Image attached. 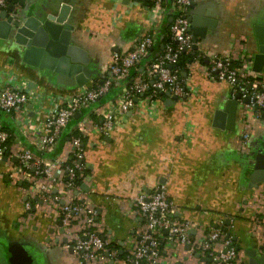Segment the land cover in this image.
Masks as SVG:
<instances>
[{
	"label": "crops",
	"instance_id": "0c3cea01",
	"mask_svg": "<svg viewBox=\"0 0 264 264\" xmlns=\"http://www.w3.org/2000/svg\"><path fill=\"white\" fill-rule=\"evenodd\" d=\"M192 3L195 6L189 13L201 11L203 16L216 19V25L199 41L196 53L202 55V63L194 60L183 72L191 94L172 101L165 94L152 110L138 104L137 110L120 116L114 99L126 81L118 80L105 97L71 119L58 142L44 151L36 138L43 132L46 113L81 87L62 79L54 70L24 62V39L19 35L40 18L52 17L70 24L73 42L86 49L90 57L92 76L84 85L90 86L108 73L105 65L113 51L131 50L148 33H152L154 43L139 71L162 51L163 35L174 14L172 0L165 3L168 20L162 18L156 27L150 20L157 12L144 0H10L7 8L15 6L17 10L10 16L19 21V26L13 27L8 38H0V91L17 88L30 99L15 111L0 110V129L7 130L11 139L0 161V264H81L73 244L83 233V216L75 215L66 224L54 201L44 200L38 193L35 187L40 181L16 172L18 161L14 156L19 150L29 149L37 157L58 161L61 167L54 177L62 180L66 175L62 166L69 163L74 150L71 138L75 131L82 134V162L88 171L80 189L64 198L95 209V228L117 250L119 260L147 230L145 220L135 212L134 199L149 195L164 183L178 206L172 217L195 224L191 229L193 239L216 228L223 218L240 260L249 263V250L260 255L264 244V181L250 187V175L255 154L264 145V115L249 110L245 127L239 108L234 130L215 125V111L223 109L233 97V86L209 79L205 65L215 57H228L235 66L253 71L247 60L256 48L255 26L264 25V0ZM260 74L264 80V73ZM135 75L133 70L130 79ZM110 111L116 113L119 122L111 134L105 135L96 124L102 122L103 113ZM244 130L249 138L243 142ZM83 184L87 191L82 189ZM51 188L53 194L60 195V186L52 183ZM26 201L32 204L29 211ZM168 233L163 231L165 236ZM188 244L173 247L164 241L158 264H211L195 257Z\"/></svg>",
	"mask_w": 264,
	"mask_h": 264
},
{
	"label": "built area",
	"instance_id": "2783aa9c",
	"mask_svg": "<svg viewBox=\"0 0 264 264\" xmlns=\"http://www.w3.org/2000/svg\"><path fill=\"white\" fill-rule=\"evenodd\" d=\"M144 1L150 3L156 10L157 16L150 21L154 27L159 26L162 18L167 17L166 0ZM9 2L10 0H0V11L6 9ZM192 2L193 0H172L174 14L173 20L169 23L168 39L164 42L162 51L153 60L144 64L141 71L139 68L154 43L152 33L144 35L129 51H113L109 62L105 65V70L109 74H105L102 80L90 86L79 88L59 106L50 109L45 115L43 132L36 138L38 147L46 151L55 145L77 113L105 97L116 81L127 82L133 70L136 75L114 99V107L120 116L137 110L138 104L152 110L156 101L167 92L171 96L187 98L192 90L184 81V71L179 63L183 53L193 51L194 33L190 30L191 24L188 19ZM194 60L201 64L203 57L198 54ZM189 67L188 64L187 69ZM205 71L209 79L231 84L233 97L238 93L241 94L240 114L245 127L249 110H255L259 116L264 115V80L260 73L251 71L246 66L237 67L228 57H215L205 65ZM246 97H249V103L244 102ZM29 99L30 96L26 92L6 87L0 91V110L8 113L15 111ZM117 117L116 113L111 111L103 113L102 122L96 124L97 129L105 135L111 134L119 122ZM9 138L10 133L0 129V161L9 149L7 144ZM242 138L243 142L248 140L249 133L246 130ZM71 140L74 150L70 162L62 166L66 173L64 179L58 180L54 177V172L61 167V163L37 157L29 149L14 153L18 161L15 169L16 172L33 176L40 181L35 187L38 193L44 200L54 201L66 224L69 225L75 215L83 216L81 218L83 233L76 237L73 244V250L81 264H158L164 249V241L173 247L190 243L195 252L210 257L211 264H249L248 261L240 260L239 249L232 235L225 230L223 218L219 219L216 228H212L201 238L193 239L191 229L195 224L190 221L180 222L172 217L178 206L170 198L165 183L160 184L149 195H138L134 199L135 212L145 220L147 230L142 240L127 251L123 260H119L117 250L111 247L95 228V209L87 203L67 201L64 198L72 190L80 189L77 180L84 178L86 170L82 162V134L73 136ZM52 183L60 186V195L53 194ZM62 199L64 203H61ZM25 208L27 211L32 208L30 201L25 202ZM262 224L264 226V215ZM164 230L169 231V236L163 234ZM259 254L264 256V244Z\"/></svg>",
	"mask_w": 264,
	"mask_h": 264
},
{
	"label": "water",
	"instance_id": "95a60500",
	"mask_svg": "<svg viewBox=\"0 0 264 264\" xmlns=\"http://www.w3.org/2000/svg\"><path fill=\"white\" fill-rule=\"evenodd\" d=\"M195 4L192 3L191 7ZM14 5L0 12V38H8L13 27L19 26L18 20H13L11 12H16ZM16 16V14H14ZM190 21V30L194 33L193 55L199 49L200 39H205L208 31L215 28L216 19L205 17L201 11H195L188 14ZM37 20V19H36ZM173 20V17L170 19ZM255 35L257 38L256 48L248 58L252 64V70L258 73H264V25L255 26ZM24 45L23 61L39 67L41 69H51L59 73L61 78L71 83H77L80 87L91 78L92 71L88 68L90 57L86 49L76 44L72 40V26L68 23H62L54 20L52 17L38 19L33 26L19 35ZM142 70V69H141ZM169 100L177 99V96H171L169 92L165 93ZM241 94L229 99L223 109L215 111L214 124L220 128L234 130L238 109L240 108ZM249 97L244 98L245 103H249ZM77 113L75 117H78ZM264 181V145L257 150L254 157L253 172L250 175V187H256ZM82 189L87 191V185L83 184ZM228 223V221H227ZM63 221L60 225L63 226ZM229 224V223H228ZM64 226L61 232L64 233ZM187 249L191 250L189 243ZM249 264H264V256L257 255L255 250L247 251ZM195 257L206 263H211L210 257H205L195 252Z\"/></svg>",
	"mask_w": 264,
	"mask_h": 264
},
{
	"label": "trees",
	"instance_id": "16d2710c",
	"mask_svg": "<svg viewBox=\"0 0 264 264\" xmlns=\"http://www.w3.org/2000/svg\"><path fill=\"white\" fill-rule=\"evenodd\" d=\"M147 2V1H146ZM167 20H168V17H167ZM168 29L169 28H166V30H165V32H164V35H163V39H162V41H163V44H164V42L168 39ZM196 56H197V53L195 54V55H193V53L192 52H190V53H183L182 54V56H181V58H180V63H179V66L181 67V69H182V71H187L188 69H187V65L189 64V63H191V61H193L195 58H196ZM132 81V79H128V81L125 83V86L127 85V83H129V82H131ZM78 135H80V133L78 132V131H75L74 133H73V135L72 136H78ZM71 136V137H72ZM11 139L9 138V140H8V142H7V144H8V146L10 145V141ZM8 151V149L6 150V152ZM69 162H70V160H69ZM87 169L84 171V176L86 175V173H87ZM77 183L79 184V186L83 183V178H80V179H78L77 180ZM110 246L111 247H113L112 246V244H110ZM163 248V247H162ZM163 252V251H162Z\"/></svg>",
	"mask_w": 264,
	"mask_h": 264
}]
</instances>
